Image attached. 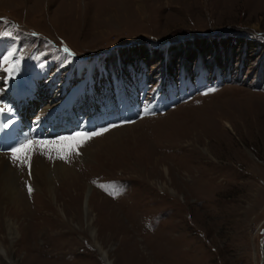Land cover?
I'll use <instances>...</instances> for the list:
<instances>
[{
    "label": "rangeland",
    "instance_id": "obj_1",
    "mask_svg": "<svg viewBox=\"0 0 264 264\" xmlns=\"http://www.w3.org/2000/svg\"><path fill=\"white\" fill-rule=\"evenodd\" d=\"M0 48L8 114L30 80L34 125L78 84L79 115L122 109L66 114L54 141L108 131L0 197V264H261L264 0H0Z\"/></svg>",
    "mask_w": 264,
    "mask_h": 264
},
{
    "label": "bare ground",
    "instance_id": "obj_2",
    "mask_svg": "<svg viewBox=\"0 0 264 264\" xmlns=\"http://www.w3.org/2000/svg\"><path fill=\"white\" fill-rule=\"evenodd\" d=\"M1 50L2 49L0 48V52ZM48 115H50L49 118L52 117L51 120L56 121L58 119V117L55 116L54 113L47 114V116ZM16 120L15 119L11 120V118L8 117V120L2 121V116L0 115V197L6 200L7 199L11 200L14 197V195L17 194L16 192H17V189L19 188V184L21 180L22 179L26 180L28 178L33 180L34 186L36 188L41 187V189H43L42 192L46 191L47 193L51 194V192H53L54 190L51 188L52 181H54V179L57 178V176H63L68 172L67 171L68 168L66 165L62 163H58L59 155H56L57 154L56 152L41 153L40 151H37L36 153L32 155L30 168L27 166H17V164L12 162L10 155L8 153L1 154V152L6 149L3 147L7 146L10 148L11 141L10 140L7 141V139L11 138L10 129L13 126H17L15 124ZM40 128L41 126L38 128L35 127V130L30 131L29 132L30 134L27 135V138L25 140L31 139L35 141H40V138H43V140L54 141L53 135L55 133L53 131L50 133L51 137H48L49 135L47 134L43 135L39 132L37 133L35 132L36 130H39ZM4 133H6L7 135L9 134L10 137L7 136L8 137L7 138L6 136H3ZM31 137H33V139ZM48 138H52V139L49 140ZM18 143L20 142H16L15 145ZM50 156L52 158H49ZM89 212H90V206L87 205L86 213L89 214ZM107 263L110 264V262H107Z\"/></svg>",
    "mask_w": 264,
    "mask_h": 264
},
{
    "label": "snow or ice",
    "instance_id": "obj_3",
    "mask_svg": "<svg viewBox=\"0 0 264 264\" xmlns=\"http://www.w3.org/2000/svg\"><path fill=\"white\" fill-rule=\"evenodd\" d=\"M68 49L65 48V52ZM117 125H112L116 127ZM108 131V128L101 129L100 131L93 132L91 134L87 133H76L73 136L60 137L55 141L40 140L35 141L27 139L23 142H20L14 146H11L7 151L9 152L10 158L13 163L17 166H27L31 167L32 155L37 151L41 153L44 152H56L59 154L60 159H67V157L73 153H78V149L85 143L87 140L91 139L93 136L102 135L104 132ZM49 158H52L51 156ZM31 174V173H29ZM33 191L31 185H28V192L31 194Z\"/></svg>",
    "mask_w": 264,
    "mask_h": 264
},
{
    "label": "water",
    "instance_id": "obj_4",
    "mask_svg": "<svg viewBox=\"0 0 264 264\" xmlns=\"http://www.w3.org/2000/svg\"><path fill=\"white\" fill-rule=\"evenodd\" d=\"M260 250H261V264H264V236L260 243Z\"/></svg>",
    "mask_w": 264,
    "mask_h": 264
}]
</instances>
